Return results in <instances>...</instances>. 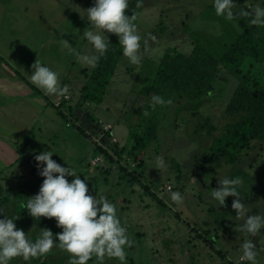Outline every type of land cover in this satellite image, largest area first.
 <instances>
[{
    "label": "rangeland",
    "instance_id": "1",
    "mask_svg": "<svg viewBox=\"0 0 264 264\" xmlns=\"http://www.w3.org/2000/svg\"><path fill=\"white\" fill-rule=\"evenodd\" d=\"M245 1V7L238 10L254 12L258 3L264 7V0ZM90 2L93 6L94 0H0V55L15 64L16 76L26 77L27 81L20 78L29 83L32 65L38 59L59 73L60 84L68 85L70 97L62 107L64 114H69L68 121L53 106L54 99L63 96L43 92L39 104H30L38 110L41 106L39 113L32 108L20 111L15 103H0V210L6 216L17 215L16 226L25 233L33 226L37 227L33 235L38 228H49L54 234L62 231L55 218L35 221L23 209L24 201L38 193L43 181L34 154L51 150L53 160L88 179L93 196L103 195L116 204L133 241L132 247L126 248L127 264H248L240 259V249L249 239L257 246L258 264H264V234L253 237L240 231L243 219L235 217L233 197H227L224 206H217L211 198L219 186L218 178H232L234 172L242 171L246 176L241 178V202L249 215L264 214V149L250 150L236 166L225 163L212 149L214 140L234 120L229 104L237 78L222 70L213 89L197 102L133 113L141 98L152 105L139 95L153 83L168 49L190 54L193 34L221 44L232 41L240 29L232 20L215 14L212 0H146L136 21L142 37V61L132 65L123 55L102 103L96 105L81 98L87 81L82 71L94 67L79 57L99 55L82 35L89 27L84 10ZM108 34L105 32V39ZM255 76L264 87V68L256 70ZM30 89L34 94L33 87ZM148 117L159 121V137L146 151L144 166L139 169L143 176L127 177L134 167L123 171L126 162H118V156L106 160L105 166L92 164L98 155L106 157L96 149V138L102 137L106 125L113 127L106 133V141L115 137L119 151L122 147L129 150L140 146ZM158 157L164 167H156ZM173 191L182 194V203L170 200ZM68 257L54 248L44 257L30 262L14 258L11 264H68ZM88 264H97L95 257ZM104 264L119 262L106 258Z\"/></svg>",
    "mask_w": 264,
    "mask_h": 264
},
{
    "label": "clouds",
    "instance_id": "2",
    "mask_svg": "<svg viewBox=\"0 0 264 264\" xmlns=\"http://www.w3.org/2000/svg\"><path fill=\"white\" fill-rule=\"evenodd\" d=\"M142 0H137L140 7ZM236 0H212V5L217 16L226 20H233L236 13L233 9ZM128 0H94L93 6L84 10L89 23L83 37L91 44L92 48L103 56L109 48V40L105 39V32L115 34L122 47L123 55L132 65H139L142 61L141 39L134 23L135 14L128 15ZM79 12V11H77ZM80 13V12H79ZM239 15L250 17L249 23L253 26L264 27V7L258 3L254 12L241 10ZM152 39H155L153 37ZM67 47V42H65ZM69 52L73 49L69 48ZM99 56L83 55L80 60L91 67L98 63ZM30 82L47 95L68 97V85L61 86L59 73L53 71L38 59L32 65ZM151 101L154 105L171 104L159 95H153ZM50 150L34 154L38 175L43 177L42 184L37 194L27 197L23 209L35 221L41 217L55 218L56 226L61 228L59 233H53L49 228H38L34 233L33 228L25 233L17 228L15 221L17 215L0 218V264H11L14 258H22L25 262L48 255L54 248L69 254L68 264H88L95 257L97 264H104L105 259L127 264L126 248L133 245L129 238L128 230L122 224L118 215L117 206L107 197L99 198L89 192L88 179L72 167L62 166L52 159ZM164 161L157 158L156 167H164ZM68 177H73L71 181ZM240 177L218 178V187L211 192V198L217 206H224L226 198L231 196V208L236 212L237 219H243L240 231L250 236L264 233V214L249 215L245 203L241 202L239 189L243 185ZM173 203H182L183 197L179 191L170 193ZM240 251V259L248 264H258L259 255L257 246L252 240H245Z\"/></svg>",
    "mask_w": 264,
    "mask_h": 264
},
{
    "label": "trees",
    "instance_id": "3",
    "mask_svg": "<svg viewBox=\"0 0 264 264\" xmlns=\"http://www.w3.org/2000/svg\"><path fill=\"white\" fill-rule=\"evenodd\" d=\"M128 15L135 14L136 19L142 13L146 0H142L137 7V0H128ZM245 0H236L233 9L236 13L232 20L240 29L233 35L232 41H223L221 44L207 40L205 36L192 35L194 39L193 49L190 54H184L177 49H168L160 62L153 83L145 87L139 97L144 96L151 101L153 95H159L165 100H171V104L148 105L141 98V105L134 108L133 113H141L149 107L153 110H166L173 103L197 102L207 95L218 80L220 71H227L229 75L238 80V86L233 93L229 104V113L234 120L228 123L223 133L214 140L212 149L225 163L236 166L247 156L252 149H264V87L255 76L256 70L264 68V27L253 26L249 23L250 17L239 15V8H244ZM108 51L99 56L98 63L91 70H83L87 81L81 88V98L86 103L99 105L102 103L107 88L114 76L117 65L123 57L122 47L118 37L109 33ZM0 62L6 63L1 57ZM17 74V71H15ZM19 77L23 78L20 74ZM152 102V101H151ZM66 102L63 106H65ZM58 114L67 120L63 110L54 106ZM161 111V112H162ZM153 112V111H151ZM146 128L140 138V146L136 145L127 150L120 148L119 143L109 146L118 156V162L125 161L123 171L128 166L135 164L130 172V179L143 176L140 171L144 166V156L150 144L159 137V121L154 117L144 119ZM104 142V141H103ZM104 144H109L108 141ZM96 149L106 154V160L113 161L108 150L96 143ZM126 149V150H125ZM245 172H234L232 178L244 177ZM3 192L0 185V194ZM149 192V191H148ZM91 261V260H89Z\"/></svg>",
    "mask_w": 264,
    "mask_h": 264
},
{
    "label": "crops",
    "instance_id": "4",
    "mask_svg": "<svg viewBox=\"0 0 264 264\" xmlns=\"http://www.w3.org/2000/svg\"><path fill=\"white\" fill-rule=\"evenodd\" d=\"M55 1H58V0H55ZM93 4H94V2H93ZM89 7H91V2H90ZM10 50H12V49L10 48ZM9 54H12V56H15V57L17 56L16 54H13L12 51H10ZM0 57L6 63H8V66H7L5 63L0 62V64H3V66L5 67L3 69L0 66V103L6 104V105L7 104L11 105V104L15 103V105L16 104L20 105V107H19L20 111H27L28 109L32 108V109H35L39 113V110L42 109V107L39 106V110H38L36 105H34V107H33L30 104H33V102L37 103V101L39 102L40 100L38 99V97L44 94L43 91L38 89L37 87H35L31 83H29V81L26 82L27 81L26 77H23L26 81H24V79L21 80V78L19 76L15 75V71L17 70L16 67L13 66L15 64H10L2 55H0ZM32 87H33L34 94H32V90L30 89ZM59 99H60V97L57 99H54L53 106H55L54 103L56 101H58ZM25 104L26 105L29 104V105L26 106ZM37 104H39V103H37ZM39 115H41V114H39ZM66 116L68 117L69 114H66ZM69 120H70V118H69ZM93 120L96 121V118H93ZM66 121H68V118ZM100 135H101V133L98 136H100ZM98 136H96V137H98ZM96 139H98V138H96Z\"/></svg>",
    "mask_w": 264,
    "mask_h": 264
},
{
    "label": "built area",
    "instance_id": "5",
    "mask_svg": "<svg viewBox=\"0 0 264 264\" xmlns=\"http://www.w3.org/2000/svg\"><path fill=\"white\" fill-rule=\"evenodd\" d=\"M70 100V97L68 96L67 98L63 97V98H60L58 101H56L54 103V105L60 109H62L63 105L65 102H68ZM112 126L111 125H106L104 127V133L102 132V137L101 138H98L96 139V142L104 147V149L108 150L109 153L112 155V156H115V153L112 149L109 148V146H115L118 141L115 137H110L109 140H108V143L109 144H104V142H106V139H105V135L106 133H110L111 130H112ZM104 141V142H103ZM116 157V156H115ZM116 159L118 160V158L116 157ZM123 162H121L122 164ZM92 164L94 165H99V166H105L106 165V157H104V155H98L93 161H92ZM133 167H135V164L132 165Z\"/></svg>",
    "mask_w": 264,
    "mask_h": 264
}]
</instances>
